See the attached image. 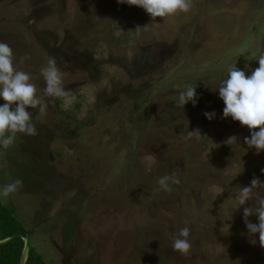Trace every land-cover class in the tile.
I'll return each mask as SVG.
<instances>
[{
  "label": "rangeland",
  "instance_id": "1",
  "mask_svg": "<svg viewBox=\"0 0 264 264\" xmlns=\"http://www.w3.org/2000/svg\"><path fill=\"white\" fill-rule=\"evenodd\" d=\"M189 2L153 20L118 0H0V42L16 66L43 95L41 68L55 58L70 94L46 97L38 119L30 109L37 134L0 147V189L23 182L0 201L48 264H264L236 200L254 175L264 181V151L223 118L218 90L230 66L259 67L264 0ZM189 85L197 103L180 107ZM165 175L180 182L165 189ZM183 227L187 254L172 248Z\"/></svg>",
  "mask_w": 264,
  "mask_h": 264
},
{
  "label": "clouds",
  "instance_id": "2",
  "mask_svg": "<svg viewBox=\"0 0 264 264\" xmlns=\"http://www.w3.org/2000/svg\"><path fill=\"white\" fill-rule=\"evenodd\" d=\"M131 6L143 8L150 17H165L178 11L187 12L190 8L189 0H118ZM21 59V62H23ZM13 49L5 42H0V98L5 101L0 105V147L7 149L14 144L17 134L34 136L37 134L33 123L34 114L30 109H36L35 118L43 116L48 108L46 97L68 98L69 92L63 87V74L57 66L55 58H49L47 65L41 68V75L45 81L43 95L38 94L36 84L31 82L28 72L19 69L15 63ZM259 67L246 75L245 71L230 66L227 78L221 81L219 98L224 102L223 118L231 117L239 121L242 126L250 129V136L244 138L249 149H255L256 154L264 151V54L258 57ZM195 86H187L180 91L178 106L184 107L191 102L197 103ZM203 115L212 120L215 111L204 112ZM256 129H259L256 131ZM199 130L183 133L185 139L193 138ZM234 138V137H233ZM264 173V169H261ZM178 184L180 181L174 175H165L158 179V184L167 189L168 182ZM23 186L20 179L4 185L0 189V196L8 197ZM238 208L243 207V220L250 236H259V245L264 248V181L255 175L250 186H239L236 196ZM254 201L251 206L247 202ZM256 216L258 223L249 220ZM190 228L183 227L173 234L172 248L174 251L187 254L191 243L187 239Z\"/></svg>",
  "mask_w": 264,
  "mask_h": 264
},
{
  "label": "trees",
  "instance_id": "3",
  "mask_svg": "<svg viewBox=\"0 0 264 264\" xmlns=\"http://www.w3.org/2000/svg\"><path fill=\"white\" fill-rule=\"evenodd\" d=\"M20 229L25 228L23 222L16 216L15 208L0 201V240L13 236ZM29 232L33 234L32 230ZM23 249L24 242L21 238L0 246V264H20ZM27 264H48L34 244H31Z\"/></svg>",
  "mask_w": 264,
  "mask_h": 264
},
{
  "label": "water",
  "instance_id": "4",
  "mask_svg": "<svg viewBox=\"0 0 264 264\" xmlns=\"http://www.w3.org/2000/svg\"><path fill=\"white\" fill-rule=\"evenodd\" d=\"M18 238H21L24 242V249L21 255L20 264H27L31 249V234L27 229H20L13 236L8 237L4 240H0V246L5 245Z\"/></svg>",
  "mask_w": 264,
  "mask_h": 264
}]
</instances>
